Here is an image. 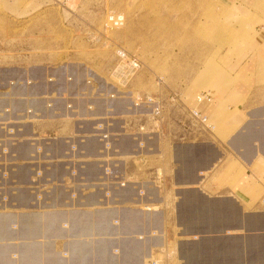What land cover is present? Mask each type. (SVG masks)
<instances>
[{
  "label": "crops",
  "instance_id": "crops-1",
  "mask_svg": "<svg viewBox=\"0 0 264 264\" xmlns=\"http://www.w3.org/2000/svg\"><path fill=\"white\" fill-rule=\"evenodd\" d=\"M10 20L0 16L7 32L1 37L18 36ZM258 34L251 55L259 81L251 85L157 93L149 89L152 76L145 79L150 86H135L132 79V89L163 101L162 132V121L148 109L135 107L134 115L128 99L92 97L109 82L97 63L53 60L48 48L35 51V33L28 50L1 40L0 84L24 81L15 86L24 107L51 100L56 109L72 103L77 111L79 122L43 127L73 136L106 116L125 132L107 142L58 138L44 143L42 153L39 142L13 146L16 154L7 159L19 161L17 170L0 193V202L3 194L11 197L0 205V264H264V24ZM92 74L95 83L89 85ZM56 92L66 98L49 99ZM206 92L210 100L199 103L196 96ZM44 93L48 97H37ZM171 107L184 116L179 122L171 119ZM195 108L207 122L192 119ZM53 112L44 109L45 115ZM143 124L154 133L140 132ZM33 153L35 163H22ZM43 157L67 160L43 163ZM34 167L43 169L35 191ZM15 180L10 194L8 183ZM55 181L38 200L36 185Z\"/></svg>",
  "mask_w": 264,
  "mask_h": 264
},
{
  "label": "rangeland",
  "instance_id": "rangeland-1",
  "mask_svg": "<svg viewBox=\"0 0 264 264\" xmlns=\"http://www.w3.org/2000/svg\"><path fill=\"white\" fill-rule=\"evenodd\" d=\"M73 1L77 2L70 0L69 3L72 4ZM78 1L80 5L69 6L67 0H0V16L9 15L13 24V34H18L17 37L7 38L8 35L1 37L2 33L7 32L6 29L0 28V41L20 42L21 47L28 50L35 33V51L45 53L48 48L53 52L51 54V57H55L53 60L73 58L93 61L98 64L100 74L107 76L109 82H112L109 78L112 77L111 68L116 66V49L117 46H121L142 60L143 66L132 78L135 79L134 85L150 86V82L145 80L150 75L154 81L150 86L153 89H149L157 93L164 90L180 92L183 89L192 93L207 85L219 89L240 84L248 86L259 81L256 75L259 71L254 57L256 54L251 55V52L259 45L258 32L264 24V0ZM115 14L123 17V24L119 27L107 25L109 16ZM37 62L41 64L44 61ZM44 67L41 68L45 69ZM141 70L144 72L142 77L139 74ZM113 77L120 80L116 72L113 73ZM11 80L14 79L9 81ZM134 92L136 96L142 94L141 90ZM39 96L48 97L46 93ZM92 97H96L94 93ZM159 101L163 110V101ZM48 103L50 101H47ZM66 107L67 103L64 111L53 108L58 113L54 117L27 118L29 135L21 136V141H30L34 146L39 142L37 150L39 153L44 152V143H51L58 138L65 141H80L83 134L87 133L82 127L81 132L65 136L60 133L61 127L47 129L42 126L51 122L62 123L64 120L79 122L77 116L66 118L65 113L69 110ZM170 115L171 119L177 122L179 121L176 118L184 117L179 112L175 113L172 107ZM162 118L163 115L157 121ZM10 120L11 125L8 129H13L16 127L13 125L14 122L18 120L14 117ZM161 121L162 123H157L163 126L158 128L159 132L165 128L164 121ZM13 136L14 138H11L8 131H3L0 135V139H7L11 146L0 150V193L7 188V182L3 178L15 172L17 170L15 164L19 162L7 159L9 155L16 154L13 146L20 141L16 135ZM32 158L23 160L22 163H35V153L32 154ZM71 158L77 163L82 162V159L79 160L77 157ZM43 159L45 161H42L43 163L67 160L65 157ZM33 170L31 187L35 191V182L42 175L43 169L34 167ZM2 173L5 174L3 178ZM57 183L55 181L50 185H36V188L42 191L37 197L38 200L43 199V191ZM8 184H12L8 186L9 193H15L13 188L17 187V183L11 181ZM9 202L10 195L3 194L0 205Z\"/></svg>",
  "mask_w": 264,
  "mask_h": 264
},
{
  "label": "built area",
  "instance_id": "built-area-1",
  "mask_svg": "<svg viewBox=\"0 0 264 264\" xmlns=\"http://www.w3.org/2000/svg\"><path fill=\"white\" fill-rule=\"evenodd\" d=\"M123 24V17L120 15H111L109 16V23L107 25L119 27ZM115 67L111 68V76L109 77L112 82H108V85L105 90L102 92L99 90L95 91V95L97 97L102 98H109V99H128L130 100V106L127 108L131 112H134L135 115V107L140 108L141 111L148 109L152 117H156L157 119L162 116V104L159 100H156L153 96L140 94L136 96V93L134 92V89L131 87V80L133 78V75H135L139 69L143 66L142 60L138 58V56L130 51H127L121 46H117V52H116V60H115ZM94 73V71L92 70ZM116 72L117 76L120 77V80L113 77V73ZM96 74V73H95ZM50 82H53V78L49 79ZM24 81H21L19 79H14L9 81L8 83L0 84V135H2L3 131H8V134L11 136V138H14L13 135H16L20 141L18 143H21V136L23 135H29L27 125L29 124L26 119L27 118H35L36 117H54L56 116L55 111L50 115L44 114V109L48 107V109H52L55 107L54 101L51 100L50 103H45L44 106H34V107H24L21 103V100L24 96H21L20 94L15 92V86L19 83L22 84ZM95 83V77L92 74L91 77L87 80V84L92 85ZM100 88V87H99ZM86 93H82V95H86ZM37 97H43V96H37ZM58 97L66 98L60 95V93L56 92V97H49V99H57ZM198 102L202 103L204 100L209 99L210 96L209 93L206 92L200 96L197 97ZM47 104V105H46ZM146 104V106H143ZM46 106V107H45ZM90 109L93 107L90 106ZM66 109L70 111L71 117H74L76 115L77 111L75 110L72 103H67ZM192 119L200 121L201 123L207 122L206 117L202 116L200 111L195 108L190 111ZM15 121L13 125L16 127L13 129H8V126L11 125L10 118H13ZM67 118V116H66ZM96 122L93 127L90 129L84 130V127H82L83 131L87 132L84 133L81 142H87L90 141L92 138H96L99 141H110L113 137H118L119 135L123 134L125 132V129L123 127H118L115 124V120L111 118H107L106 116H97ZM95 120V119H94ZM31 123V122H30ZM209 123V122H208ZM114 131V132H113ZM140 132H144L146 134L151 133L146 129V126L143 124L140 127ZM1 138V137H0ZM16 143V144H18ZM10 148L11 146L7 143V139H0V148L1 150H5L6 148ZM16 172V171H15ZM10 173V172H9ZM41 174V172H38ZM11 173L8 174L5 178V174L2 173V178L5 180L11 179ZM43 176L42 175L40 177ZM4 180V181H5ZM15 183L17 181L15 180ZM124 184V183H121Z\"/></svg>",
  "mask_w": 264,
  "mask_h": 264
},
{
  "label": "bare ground",
  "instance_id": "bare-ground-1",
  "mask_svg": "<svg viewBox=\"0 0 264 264\" xmlns=\"http://www.w3.org/2000/svg\"><path fill=\"white\" fill-rule=\"evenodd\" d=\"M233 39H234V38H233ZM194 44H195V43H194ZM130 46H131V45H130ZM114 49H116V48H114ZM116 50H117V49H116ZM116 50H115V51H116ZM144 51H145V50H144ZM140 52H141V51H140ZM144 53H145V52H144ZM146 54H147V53H146ZM141 56H142V53H141ZM141 56H140V57H141ZM147 59H148V58H147ZM147 59H146V61H147ZM204 101H205V100H204ZM206 101H208V99H206Z\"/></svg>",
  "mask_w": 264,
  "mask_h": 264
}]
</instances>
